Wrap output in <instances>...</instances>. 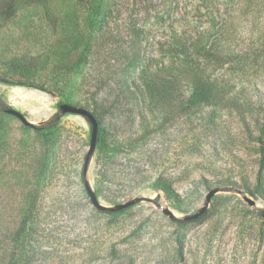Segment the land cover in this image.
I'll return each instance as SVG.
<instances>
[{
    "label": "rangeland",
    "instance_id": "374dc122",
    "mask_svg": "<svg viewBox=\"0 0 264 264\" xmlns=\"http://www.w3.org/2000/svg\"><path fill=\"white\" fill-rule=\"evenodd\" d=\"M0 264H264V0H0Z\"/></svg>",
    "mask_w": 264,
    "mask_h": 264
},
{
    "label": "water",
    "instance_id": "95a60500",
    "mask_svg": "<svg viewBox=\"0 0 264 264\" xmlns=\"http://www.w3.org/2000/svg\"><path fill=\"white\" fill-rule=\"evenodd\" d=\"M58 108H59V110L61 112V115H64V114L79 115V116L83 117L84 119H86V121L90 125V128H91L90 145H89V149H88V151L86 153V156H85L83 170H82V174H83V176H85L87 168H88V163L90 161L91 156L93 155V153L95 151L96 144H97L98 122H97L96 118L93 116V114L91 112H89L88 110H86V109H84L82 107H78V106H75V105L62 103V104H59ZM6 113L19 118L26 125L34 126L33 124L27 122L25 120V118L20 113L16 112L13 109H9V108L6 109ZM216 192H217L216 189L211 190L206 195V198H205V201H204V204H203L202 208L197 213H195V214H193L191 216H186L185 218H183V220L184 221H191V220H195L198 217H200L201 215H203L206 212V210H207V207H208V205L210 203V200L212 199V197L214 196V194ZM89 196H90L92 204L97 209H99L100 211L113 210V209H109L107 207H104V206H101L100 204H98V202H97V200H96V198H95V196L93 195L92 192H89ZM143 200L151 201L150 199H146V198L141 197V198L130 200V201L124 203V204L118 205L115 209L116 210H122V209H125V208H128V207H131V206H133V205H135L138 202L143 201ZM247 201L250 203V205H254L253 201H251L249 199H247ZM166 213L168 215H171L170 212H168V211Z\"/></svg>",
    "mask_w": 264,
    "mask_h": 264
},
{
    "label": "trees",
    "instance_id": "16d2710c",
    "mask_svg": "<svg viewBox=\"0 0 264 264\" xmlns=\"http://www.w3.org/2000/svg\"><path fill=\"white\" fill-rule=\"evenodd\" d=\"M206 57H210V58H222L223 56H206ZM173 78V77H172ZM173 82H174V80H173ZM172 82V83H173ZM158 85V84H157ZM205 85H207V86H209L208 84H205ZM145 87H146V89H148V87H150V83H148V84H146L145 85ZM154 87H156V84H155V86ZM159 87V86H158ZM141 93V92H140ZM182 110L184 109V108H181ZM36 131H38V132H41L42 130H50L53 126H52V123L50 122V123H48V124H46L45 126H42V127H38V126H32ZM102 212H107V210L106 211H102Z\"/></svg>",
    "mask_w": 264,
    "mask_h": 264
}]
</instances>
